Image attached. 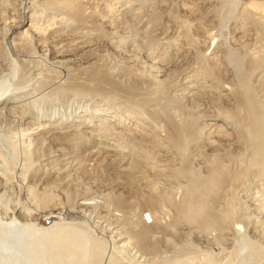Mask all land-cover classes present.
<instances>
[{
    "label": "bare ground",
    "instance_id": "6f19581e",
    "mask_svg": "<svg viewBox=\"0 0 264 264\" xmlns=\"http://www.w3.org/2000/svg\"><path fill=\"white\" fill-rule=\"evenodd\" d=\"M217 12H214L215 16ZM72 17L79 26L88 22L81 12H75ZM233 21L236 24L229 29ZM31 26L26 33L34 38L36 29ZM225 29L227 37L222 44L225 52H216L211 58L213 60L220 55L218 73H212L205 79L200 68L192 73L195 74L192 78L197 86L203 83L201 80H209L208 89L219 91L216 93L219 101L208 94L209 107L199 112L198 105H202V102L188 104L185 99L189 96L201 97L202 94L191 92V89H195L193 85H184V90H181L183 95L172 96L171 91L181 87L179 82L169 80L159 83L149 76L147 70L138 76L132 69L127 70L126 82L119 83L101 63L85 71L87 79L69 77L65 80L66 84H54V89L42 94L40 92L52 88L49 85L54 82L48 68L41 72L43 75L40 74L39 81H35L30 71L25 75L19 73L18 70H22L19 66L24 65L17 62L0 67V119H4L3 113L6 111L2 106L5 109L9 105L16 108L19 111L17 115L21 116L19 123H22L29 118H41L40 115L48 116L43 113L56 109L62 105L61 102L64 104L71 98L82 102L100 100L121 106L130 113L128 118L145 128L143 131L140 128V131L137 130L142 135L122 133L125 139L123 150L131 156L129 181L136 184L137 189L132 187L127 197L112 201L124 214L126 235L135 251L145 260L144 264H264V0L252 2L243 10L239 6L235 10L227 7L221 24V30ZM41 33L44 38L38 36L46 39L45 33ZM131 38L132 35H129L126 40ZM27 43L31 44L30 41ZM20 49L13 51L17 54ZM197 92H201V89ZM38 93L40 96L32 97ZM29 96L33 98L30 101L27 100ZM20 106L21 109H18ZM1 126L0 158L6 153L9 162L8 167L0 164V169L6 176L11 168L20 166L22 159L20 153L7 146L5 133L11 129L9 123L6 121ZM84 133L80 137H87V132ZM86 141L82 139L79 142L84 144ZM64 150V154L68 153ZM160 150H165L161 153L164 154L162 160L157 157ZM25 156L24 162L27 163L24 170L32 169L31 157L28 154ZM52 158L44 157L41 164L49 166ZM95 198L88 194L80 197L79 202L87 205ZM164 207L171 210L172 218L162 226L161 212ZM17 212L18 209H15L14 214ZM146 212H150L153 218L151 225L142 218ZM255 218L259 219L256 221ZM71 221L76 222L77 219ZM62 227L64 224L57 233L52 234V227L21 224L13 217L5 220L0 216V264H104L108 245L98 234L91 231L86 235ZM182 230L186 232L185 241L175 235ZM37 232H41V235H37ZM200 234L206 237L207 247L195 242L194 236ZM215 247L218 251H215ZM130 249L127 246L121 252L113 251L106 264H132Z\"/></svg>",
    "mask_w": 264,
    "mask_h": 264
},
{
    "label": "rangeland",
    "instance_id": "374dc122",
    "mask_svg": "<svg viewBox=\"0 0 264 264\" xmlns=\"http://www.w3.org/2000/svg\"><path fill=\"white\" fill-rule=\"evenodd\" d=\"M256 1L0 0V67L2 64L7 67L12 62H17L24 65L23 67L18 65L22 68L18 70L19 73L25 75L30 71L35 81H39L40 74L43 75L41 72L44 73L48 68V71L53 74L55 83L52 82L53 85H49L52 88L48 87L44 92H40L42 94L54 89L57 83L66 84L65 80L69 77L70 79L71 77L87 79L85 71L101 63L105 64L112 78L119 83L126 82L127 70L132 69L137 76L143 75V71L147 70L149 76L159 83L169 80L179 82L182 88H176L178 92L171 91L172 96L183 95L184 92L181 91L184 90L183 86L193 85L195 89H191V92L202 94L201 97L189 96L185 99L188 104H193L195 101L202 102L201 106L198 105L200 107L198 112L203 111V108L209 107V95L217 102L219 101L216 94L219 91L209 90L210 83L207 79V81L201 80L203 83L200 88L201 84L197 86L192 73L200 68L204 79L212 76V73H218L220 55L213 60L211 58L216 52L222 54L225 52L222 44L226 40L227 33L226 29L221 30L224 10L227 7L235 10L238 6L240 10L247 9L250 3ZM216 11L218 12L215 16ZM75 12H81L84 17H87L86 25H77L78 22L72 17ZM77 19L80 20L79 16ZM235 24L236 22H231L229 29H232ZM30 26L36 29L34 31L36 41L31 34L26 33ZM238 28H240L239 25ZM41 32L45 33L43 35L48 39L44 40L47 42L42 40ZM129 35H132V38L126 40ZM65 41L69 44L67 45ZM15 48L17 50L21 48L17 54L13 51ZM60 48L63 51H59ZM56 73L61 80H57ZM33 74L36 75L33 76ZM184 81H187V84ZM54 84L57 85L54 86ZM204 84L206 91L203 88ZM197 88L201 89V92L198 93ZM204 92L209 95L206 97ZM40 93L32 97L36 98L40 96ZM29 99L32 100L30 96L27 100L30 101ZM96 101L82 102L70 98L64 104L61 102L62 105L60 104L56 109L43 113L48 116L40 115L41 118L35 117L36 120L29 118L22 123H19L21 116L17 115L19 111L17 112L16 108L12 105L6 109L4 106L1 107L8 113L6 111L3 113L5 117L0 119V122L4 125L7 121L11 128L5 133L7 146L20 153L22 162L20 166L11 168L6 176L0 169V216L5 220L13 217L21 224L52 227L50 230L52 234L57 233L62 224H64L62 228L77 230L86 235L92 231L108 245L107 259L104 264L107 263L113 251L121 252L127 246L131 248L129 253L132 264H144L145 260L137 250L135 251L126 235L124 214L116 208L115 204L113 205L115 202L112 201H121L129 195L132 187L134 189L137 187L129 181L131 178L128 177L130 173L128 168L131 156L123 150L125 139L122 133L130 132V134L140 135L139 131L145 128H141L136 121L128 118L130 113L125 108L123 110L121 106L120 108L110 103H102L100 100ZM18 109H21V106ZM154 110L157 114L156 108ZM84 131L87 132V137H80V134H86ZM147 133L149 134L148 131ZM94 135L95 137H92ZM82 139L87 141L83 144L79 142ZM64 149L68 153L64 154ZM163 152L165 150L157 151V157L161 158L164 155H161ZM25 154L31 157L32 165H34L32 169L24 170V164L27 163L24 162L27 157ZM48 156L54 158L49 162L51 167L41 164L43 158ZM0 161L2 162L0 164L6 166L9 162L8 155L3 154ZM88 194L96 197L95 200L87 205H81L80 197ZM15 209H18V212L14 214ZM144 214L142 218L151 225L153 218L150 212ZM161 214V224L165 226L170 221V217L172 218V212L164 207ZM71 219H77V221L72 222ZM255 219L257 221L259 218ZM256 221H253L254 224ZM185 234L186 232L182 230L175 235L181 241H185ZM37 235L40 236L41 232H37ZM119 239L122 241L119 242ZM194 240L201 247L208 245L206 237L201 234L195 235ZM215 251H218V248L215 247Z\"/></svg>",
    "mask_w": 264,
    "mask_h": 264
}]
</instances>
